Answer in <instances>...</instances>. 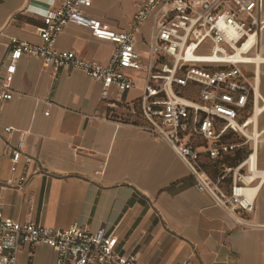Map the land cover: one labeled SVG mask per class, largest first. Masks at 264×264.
<instances>
[{
    "label": "crops",
    "instance_id": "obj_1",
    "mask_svg": "<svg viewBox=\"0 0 264 264\" xmlns=\"http://www.w3.org/2000/svg\"><path fill=\"white\" fill-rule=\"evenodd\" d=\"M91 1L83 8L88 17L124 31L142 0ZM55 2L0 0V80L10 40L38 44L42 14ZM126 4L131 5L128 15L120 9ZM150 26L151 20L146 21L135 36L142 58L147 56ZM55 46L102 65L114 50L111 42L73 23L64 27ZM142 86L139 78L123 98H136ZM2 89L0 82V93ZM10 90L12 98L0 102L4 217L59 229L76 225L95 231L105 226L118 239L117 252L134 256L139 264H264V188L252 212L237 213L239 224L195 187L188 166L165 141L117 124L114 119L123 108L109 109L100 100L101 84L81 69L44 68L38 57L23 55ZM20 140L33 162L26 165L21 159L13 171L10 154ZM22 176L27 180L21 185ZM55 261L52 248L25 244L15 264Z\"/></svg>",
    "mask_w": 264,
    "mask_h": 264
},
{
    "label": "built area",
    "instance_id": "obj_2",
    "mask_svg": "<svg viewBox=\"0 0 264 264\" xmlns=\"http://www.w3.org/2000/svg\"><path fill=\"white\" fill-rule=\"evenodd\" d=\"M91 4V0H56L53 8L42 14L38 44L10 40L0 80V102L12 98L10 83L23 55L38 57L44 68L85 71L101 84L100 100L109 109L123 108L114 119L117 124L141 128L165 141L188 166L195 187L242 224L237 213L252 212L256 197L244 192L252 183L246 181L252 172L251 153L235 166L220 164L214 172L205 167L204 160L224 159L237 147L228 138L236 133L246 136L243 130L248 128L249 109L256 102V73L252 70L250 77V71L243 68L246 63L225 56L235 53L249 34L263 31L264 0H142L124 31L108 29L88 17L83 8ZM148 20L147 56L142 58L135 36ZM69 23L114 44L106 65L56 48L57 36ZM205 48L207 53L202 51ZM215 55L219 57L213 58ZM139 78L143 80L141 95L126 101L124 93L135 88ZM11 130L4 128L6 133ZM21 159L26 165L33 162L24 153L23 140L11 150L13 171ZM26 180L22 176L20 184ZM25 244L52 248L55 264H139L134 256L117 252L118 239L105 226L95 231L76 225L50 228L34 222L19 223L0 213V264H15Z\"/></svg>",
    "mask_w": 264,
    "mask_h": 264
},
{
    "label": "bare ground",
    "instance_id": "obj_3",
    "mask_svg": "<svg viewBox=\"0 0 264 264\" xmlns=\"http://www.w3.org/2000/svg\"><path fill=\"white\" fill-rule=\"evenodd\" d=\"M263 10V5H262ZM263 15V12H262ZM253 51V54H252ZM219 57L218 55L213 56V58ZM230 58V61L246 63L247 65L255 66L256 78H254L256 87V102L254 105V112L250 115L248 120V128L253 129V136L251 140H253L254 151L251 153V171L246 176L247 182H252L250 185L246 186L244 192L250 198L257 195L264 188V174L262 173V168L260 167L259 158H258V142H259V130H258V122L259 116L264 112V95L261 91L260 84V69L261 66L264 65V54H263V31L257 30L253 34H249L248 39L243 42L242 46H238L235 53L232 55H226L225 58ZM262 102L263 105L258 104V102ZM244 134H246L245 129L243 130ZM263 177V180L260 182L258 178Z\"/></svg>",
    "mask_w": 264,
    "mask_h": 264
},
{
    "label": "rangeland",
    "instance_id": "obj_4",
    "mask_svg": "<svg viewBox=\"0 0 264 264\" xmlns=\"http://www.w3.org/2000/svg\"><path fill=\"white\" fill-rule=\"evenodd\" d=\"M107 5L110 6V8H115V6L110 2H107ZM120 9L123 11L124 15H128L130 9H131V5L130 4H126V5H121ZM263 15H264V5H263ZM120 21V19L118 20ZM122 23V20H121ZM203 52H208V50L205 48L202 50ZM253 54V51H252ZM263 54H264V29H263ZM244 69H248L250 71V77H252L253 75V71H255V66L254 65H246L243 67ZM260 84H261V91L264 95V65L261 66L260 69ZM140 82V81H139ZM139 94L137 97H139L142 93V88L139 89ZM136 97V98H137ZM258 104H262L261 100L260 102H258ZM252 107V106H251ZM254 108V107H253ZM251 108L249 109V111L251 112V114H253L254 109ZM258 130H259V142H258V158H259V163H260V167L262 169H264V112L259 116V122H258ZM246 132V136L242 135L241 133H236L233 134V136L230 137L229 141L237 144V147L235 148V150L231 153V155H229L227 157V159L224 161V164L226 165H235V163H237L236 158H239L240 160H244L250 153H252V150L254 151V146H253V140H251V137L253 136V129L247 128V130H245ZM229 183V179L227 180V185Z\"/></svg>",
    "mask_w": 264,
    "mask_h": 264
},
{
    "label": "trees",
    "instance_id": "obj_5",
    "mask_svg": "<svg viewBox=\"0 0 264 264\" xmlns=\"http://www.w3.org/2000/svg\"><path fill=\"white\" fill-rule=\"evenodd\" d=\"M231 136H233V134H232ZM231 136H230V137H231ZM230 137L228 138V141H229ZM229 142H230V141H229ZM231 143H232V142H231ZM229 155H231V154H228L224 159H222V160H218V161H216V162H210V161H208L207 159H205V160H204V162H205V167H206L209 171L214 172L215 169H216L220 164H223V163H224V161L227 159V157H228ZM236 160H237V163H235V165H237V164H239L240 162L243 161V160H240L239 158H236ZM235 165H232V166H235ZM230 166H231V165H230Z\"/></svg>",
    "mask_w": 264,
    "mask_h": 264
}]
</instances>
